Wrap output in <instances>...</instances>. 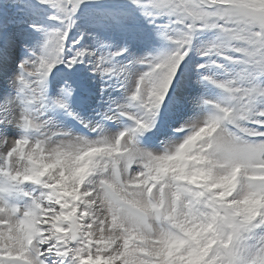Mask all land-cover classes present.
I'll use <instances>...</instances> for the list:
<instances>
[{
  "label": "snow or ice",
  "instance_id": "snow-or-ice-1",
  "mask_svg": "<svg viewBox=\"0 0 264 264\" xmlns=\"http://www.w3.org/2000/svg\"><path fill=\"white\" fill-rule=\"evenodd\" d=\"M0 264H264V0H0Z\"/></svg>",
  "mask_w": 264,
  "mask_h": 264
}]
</instances>
